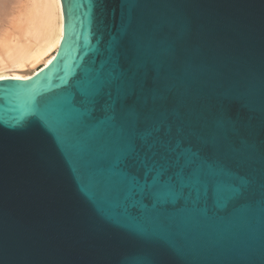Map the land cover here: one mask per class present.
<instances>
[{
  "label": "water",
  "instance_id": "95a60500",
  "mask_svg": "<svg viewBox=\"0 0 264 264\" xmlns=\"http://www.w3.org/2000/svg\"><path fill=\"white\" fill-rule=\"evenodd\" d=\"M60 1L54 59L0 80V264H264V0ZM94 85L139 106L157 156L175 167L211 145L254 198L111 195L63 121Z\"/></svg>",
  "mask_w": 264,
  "mask_h": 264
},
{
  "label": "snow or ice",
  "instance_id": "6c2138e0",
  "mask_svg": "<svg viewBox=\"0 0 264 264\" xmlns=\"http://www.w3.org/2000/svg\"><path fill=\"white\" fill-rule=\"evenodd\" d=\"M63 121L83 139L86 151L103 162L98 167L101 170L99 183L113 196H124L130 186L136 185L144 200L150 202L157 193L164 192L178 206L183 185L191 183L199 186L208 203H213L225 190L232 193L228 205L234 208L243 209L245 203L254 198L253 192L235 186L234 176L222 165L211 145L202 146L190 163L181 162L175 167L163 155L157 156L164 144L141 134L150 122L141 118L139 106L132 103L127 93L121 104L112 109L108 104V91L102 85H94L83 93L74 92ZM146 176L155 183L145 184Z\"/></svg>",
  "mask_w": 264,
  "mask_h": 264
},
{
  "label": "bare ground",
  "instance_id": "6f19581e",
  "mask_svg": "<svg viewBox=\"0 0 264 264\" xmlns=\"http://www.w3.org/2000/svg\"><path fill=\"white\" fill-rule=\"evenodd\" d=\"M11 1L18 16L9 7L3 13L7 0H0V23L6 20L7 27L0 25V80H28L54 59L63 36L62 5L60 0Z\"/></svg>",
  "mask_w": 264,
  "mask_h": 264
},
{
  "label": "rangeland",
  "instance_id": "374dc122",
  "mask_svg": "<svg viewBox=\"0 0 264 264\" xmlns=\"http://www.w3.org/2000/svg\"><path fill=\"white\" fill-rule=\"evenodd\" d=\"M10 1H11V0H10ZM10 1L7 0L8 3L6 2V4H4L5 6H4L3 4H1V6H2L1 8H3V7H4V8H7V9H2V10H3V13H5L6 10H9V8L11 9L12 6H14V5H12V4H13V2H12L13 0L11 1L12 3H10L12 6L9 4ZM4 3H5V2H4ZM8 5H9V6H8ZM8 7H9V8H8ZM14 8H15V7H14ZM14 8H12L11 11L15 12V13H14V16H15L16 13H17L16 15L18 16V13H19V12H17L18 10H17V8H16V9H14ZM13 9H14L15 11H14ZM16 10H17V11H16ZM9 11H10V10H9ZM13 12H12V13H13ZM7 13H8V12H7ZM9 13H10V12H9ZM12 13H11V14H12ZM12 15H13V14H12ZM12 15L10 16V18L12 17ZM17 16H16V17H17ZM10 18H9V19H10ZM13 18H15V17H12V20H13ZM10 20H11V19H10ZM5 21H6V20H5ZM5 21L3 20V22H5ZM3 22H2V23H3ZM8 22L10 23L11 21H8ZM2 23H0V25H1V27H2V26L4 27V24H5V23H3V24H2ZM6 25L9 26V25L7 24V22H6ZM4 28L6 29L7 27L5 26ZM4 28H2V29H4Z\"/></svg>",
  "mask_w": 264,
  "mask_h": 264
}]
</instances>
